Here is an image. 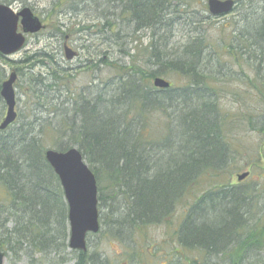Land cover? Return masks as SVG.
<instances>
[{
    "label": "trees",
    "instance_id": "1",
    "mask_svg": "<svg viewBox=\"0 0 264 264\" xmlns=\"http://www.w3.org/2000/svg\"><path fill=\"white\" fill-rule=\"evenodd\" d=\"M173 1L120 0V6L129 25H135L132 33L151 29L159 34L173 22L172 16L180 19L179 13L190 9L186 0ZM240 4L247 9L222 28L230 30L232 38L222 40L217 50L206 34L204 19H190L194 33L183 44L173 42L172 35L160 34L141 51V61L134 60L137 51L127 63L101 59L114 70L113 77L79 94L68 88L65 103L70 108L44 110L45 97L40 93L42 89L48 93L57 83L66 84L68 76L55 73L51 84L39 77L33 80L36 115L24 116L28 121L16 127L14 122L0 129V227L4 229L0 246L6 252L17 255L30 249L28 256L40 264H64L71 254L76 264H112L98 250L68 251L69 208L60 179L45 157L46 137H50L55 149L81 150L95 173L99 210L105 201L113 206V219H100L108 225L110 237L127 244L137 240L143 226L170 223L187 191L203 177L215 178L217 183H210L185 211L165 264H243L252 255L257 257L255 264H264L258 251L264 246V221L252 215L255 187L262 186L231 184L224 178L230 142L224 131L227 116L217 102L218 82L235 70L222 57L241 67L245 64L258 78L264 71V0H239L234 11ZM104 18L109 26L110 16ZM224 66L229 67L227 72ZM156 76H171L178 83L159 89L152 83ZM254 85L258 99L264 101V79ZM172 106L173 112L167 113L166 107ZM46 111L57 114L56 125L45 118ZM156 112L164 113L166 124L154 133L151 122ZM254 115L246 119L264 135V105ZM118 202L123 203L114 208ZM10 221L14 226L6 236Z\"/></svg>",
    "mask_w": 264,
    "mask_h": 264
},
{
    "label": "rangeland",
    "instance_id": "2",
    "mask_svg": "<svg viewBox=\"0 0 264 264\" xmlns=\"http://www.w3.org/2000/svg\"><path fill=\"white\" fill-rule=\"evenodd\" d=\"M178 1L174 0L173 2L177 3ZM186 1L190 2L188 4L190 9L187 13L183 10L179 13L183 17L177 19L172 16L171 21L173 22L170 24L168 22L165 30L159 34H152L151 29L132 33L135 25H129L126 20L128 17L123 14L124 11L120 6V0H0V3L10 5L15 11H19L25 6L31 7L48 24L47 29L29 35L27 43L20 51L8 57H0V84L10 72L13 70L18 72L15 84L18 118L13 126L16 127L22 121L27 122L28 120L24 116L36 115L34 108L37 105V84L33 81L36 77L43 78L44 84H51L55 82L53 80L55 73L60 78L68 76L66 84L57 83L48 93L45 89H42L40 93L45 97L41 101L44 110H48L50 107L62 108L63 105L70 108L72 106L65 103L69 96L68 88L79 94L82 90L86 91L90 86L113 77L114 70L110 68V65H107L106 60H110L109 63L111 61L118 64L127 63L134 58L133 55L137 51L134 60L141 61L140 55L143 54L141 51L148 47L152 40H156L160 34H165L167 38L172 35L173 42L183 44L187 41L189 34L194 33L195 23L192 24L190 19L196 20L197 18L204 19L206 34L214 44L213 49L217 50L218 46L223 45L222 40L228 39L232 34L230 30L223 32L222 28L229 27L236 22L239 11L243 8L247 9L246 6L240 4L237 11L225 16L210 17L208 0ZM179 8H183L181 3ZM105 16H110L109 26L113 27V32L109 29ZM206 16L207 18H204ZM61 27L65 28V31L62 32ZM84 27L86 29H83ZM167 27L170 28L167 29ZM124 34L127 36L120 37ZM66 36H69V45L78 52V56L72 60H67L64 55L63 44ZM126 50L129 53H126ZM224 51V48L220 49L221 53ZM101 59L106 60L101 62ZM222 59L230 61L231 70H235L229 76L219 77L221 81L218 82V86L221 87H219L217 102L221 112L227 116L224 131L230 142V158L224 178L231 184L243 182L254 186L255 183H259L262 186L255 187L256 200L254 201L257 204L252 210V215L254 217L261 216L264 221V135L255 129L257 126L252 127L253 125L246 119L250 113L254 115L255 112L263 109L264 101L258 99L254 83H262L264 71L258 78L255 70H250L245 64L241 67L238 64H233V60L226 56H223ZM228 66H224L227 67L226 72L229 69ZM63 71L65 74L62 73ZM163 77L174 84L178 83V80L171 76ZM166 108L168 109L167 113H172V109L175 107ZM5 113L6 105L2 98L0 101V123ZM43 114L55 125L58 123L57 114L54 115L48 111ZM164 117L166 116L161 112L152 115L151 125L154 133L158 129L163 130L162 127L166 124ZM240 117H244L245 120H239ZM46 138L47 148H55L50 137ZM245 171H249L250 175L239 182L238 175ZM210 183L215 185L217 180L207 177L199 179L180 201L170 223L143 226L138 229L135 239L138 240L139 264L165 263V259L169 257L170 250L174 246V230L180 226L188 206L210 186ZM105 202L107 204L100 208V219H107L110 222L113 219L110 208L113 206L111 202ZM122 203H115L114 208H120ZM13 226V221L6 224V236L9 235ZM3 232L4 229L0 227V240ZM87 240L90 252L98 250L105 253L112 264L131 263L135 251L134 240H129L125 244L110 237L108 225L102 220L101 230L96 234H89ZM68 251L70 252L71 249ZM258 251L261 258L264 259V246H261ZM27 252H30V249H24L17 255L13 251L6 252L5 264H40L36 259L32 260ZM253 256L245 260L243 264H255L257 257L253 258ZM219 261L223 262L222 257ZM64 264H76L73 254L69 255Z\"/></svg>",
    "mask_w": 264,
    "mask_h": 264
},
{
    "label": "water",
    "instance_id": "3",
    "mask_svg": "<svg viewBox=\"0 0 264 264\" xmlns=\"http://www.w3.org/2000/svg\"><path fill=\"white\" fill-rule=\"evenodd\" d=\"M236 3V0L207 2L212 16L231 13ZM45 27L46 25L31 7L26 6L15 12L10 5L0 3V54L9 56L20 51L26 44L27 35L38 33ZM64 52L68 60H72L78 54L67 42L64 45ZM17 78V72L12 71L1 84L0 94L7 106L6 115L0 124L1 130L15 122L18 116L15 89ZM153 84L159 89L171 86L170 80L162 76H156ZM45 157L59 177L68 203L69 247L72 250L86 252L88 234L98 233L101 227L96 175L77 147L65 151L49 148L45 151ZM248 175L249 172L245 171L238 175V180L242 181ZM5 260V251L0 246V264H5Z\"/></svg>",
    "mask_w": 264,
    "mask_h": 264
},
{
    "label": "flooded vegetation",
    "instance_id": "4",
    "mask_svg": "<svg viewBox=\"0 0 264 264\" xmlns=\"http://www.w3.org/2000/svg\"><path fill=\"white\" fill-rule=\"evenodd\" d=\"M67 1H69V0H67ZM20 10H21V9H20ZM20 10H19V11H20ZM16 12H18V11H16ZM35 14L37 15V13H35ZM38 16H39V15H38ZM41 19L43 20V23L46 24V29H47L48 24L45 22L44 18L41 17ZM60 29H61L62 32L65 31V30H64L65 28H63V27H61ZM135 243H136V247H135ZM137 243H138V240H134V248H135L134 255H135V256L131 259V263H130V264H139L138 262H140L139 259H138L139 256H138V247H137L138 244H137ZM115 261H116V260H115ZM122 264H127V262H124V263H122ZM164 264H165V263H164Z\"/></svg>",
    "mask_w": 264,
    "mask_h": 264
}]
</instances>
